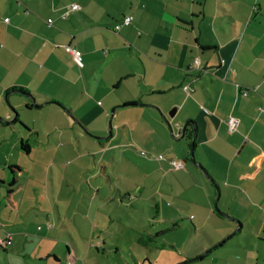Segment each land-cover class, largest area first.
Instances as JSON below:
<instances>
[{"label": "crops", "instance_id": "1", "mask_svg": "<svg viewBox=\"0 0 264 264\" xmlns=\"http://www.w3.org/2000/svg\"><path fill=\"white\" fill-rule=\"evenodd\" d=\"M218 180L246 213L229 190L213 209ZM261 186L264 0H0V264H99L121 239L102 221L129 214L143 243L145 208L196 229L232 213L227 240L254 221L264 264Z\"/></svg>", "mask_w": 264, "mask_h": 264}, {"label": "rangeland", "instance_id": "2", "mask_svg": "<svg viewBox=\"0 0 264 264\" xmlns=\"http://www.w3.org/2000/svg\"><path fill=\"white\" fill-rule=\"evenodd\" d=\"M141 154L144 155L145 152L143 151ZM246 165L249 166L250 162H247ZM218 181L217 189L213 186L216 193L213 200V209H216L215 205L218 211L223 209L226 205V191L229 190V196H233L232 212L242 215V209H244L246 213V209L248 208L245 202L239 200L238 196L240 195H238V191L233 187L241 185V180H228V186H226L227 180ZM220 194H222V199L219 197ZM263 194L264 187L261 186V190L257 192L256 199H259ZM171 203L167 202L168 205ZM254 203H259V206L264 208V203L260 204L258 200L254 201ZM144 212H146V208L141 213L135 212L134 214V221L136 222H138V218H141L142 215L146 219H149L150 215L143 243L134 242L130 244L123 241L127 239L125 237L128 235H134L131 230L128 231V227H131L129 214H124V217L120 221H118L116 215H113L116 216L113 223H109L108 220L102 221L103 227L104 225L111 227L114 234L109 232L110 235L121 236V239L118 241V251L114 247L105 249L104 252L102 251L103 255L100 251V254L97 256L99 264H245V259H247L246 264H257V261L255 262L256 258L253 257L258 239L257 235L256 242L252 238L255 234L254 224H257L254 221L250 225H247V222L244 223L245 218L242 219L240 221L243 224L242 232L234 233L237 230L235 228L236 230L234 229L230 234L234 233V235L227 240V236H224V233L230 231V227L233 226L229 219H216L215 224L208 222L205 225L202 222L196 229L191 225L192 223H189L187 216L180 215L173 220H159V218L162 219L161 216L157 219L154 216L152 220L151 215L155 211H150L149 209L145 214ZM253 214V216L256 215L255 211ZM231 216L235 218L232 213ZM157 220H159V223L156 222ZM262 220L260 218L258 223L260 224ZM171 221L177 223V225L175 223V228H173ZM119 223L124 226L121 227ZM134 226L135 229L139 227L137 223ZM261 247L264 248V244ZM205 253L207 254L204 255ZM203 256H205L203 259H199V257Z\"/></svg>", "mask_w": 264, "mask_h": 264}, {"label": "built area", "instance_id": "3", "mask_svg": "<svg viewBox=\"0 0 264 264\" xmlns=\"http://www.w3.org/2000/svg\"><path fill=\"white\" fill-rule=\"evenodd\" d=\"M80 10V7L76 4H72L69 6L68 8V13H74L76 11ZM5 21L7 22L8 20L5 19ZM131 22V18L130 17H126L123 19V25H129ZM48 23H51V21H48ZM119 27H117L116 29H118ZM64 51L68 54L71 55L76 61H80V57H81V53L77 50H74L70 47H64ZM194 64L197 65V69H201L200 67H198V60L195 59L194 60ZM204 72H207L206 70H204ZM184 90L187 91L188 87L185 86ZM240 94H242L243 96H247L248 91L247 89H242L239 92ZM226 125L227 128L229 129V131H236L237 127H238V120L233 118V117H229L226 120ZM170 165H171V169L173 170H178V169H182L183 168V163L181 161H170ZM12 244V237L11 235L8 233L6 234L5 237L0 236V246L3 248H8L10 245Z\"/></svg>", "mask_w": 264, "mask_h": 264}, {"label": "trees", "instance_id": "4", "mask_svg": "<svg viewBox=\"0 0 264 264\" xmlns=\"http://www.w3.org/2000/svg\"><path fill=\"white\" fill-rule=\"evenodd\" d=\"M12 91H18V92H20V93H22V94H24V95H29V94H27L28 93V91L27 90H24L23 88H18V87H16V88H13L12 89ZM188 139H190V135L188 136ZM191 140V139H190ZM194 147H195V144L191 141L190 142V146H189V149H190V152H192V150L194 149ZM156 210V209H155ZM218 211V210H217ZM219 212V211H218ZM156 213V211L155 212H153L152 213V215H151V219L153 220V217L155 216L156 217V219H157V215L155 214ZM215 214H216V216H220L219 215V213H217V212H215ZM205 256H203V257H199V259H203ZM185 264V263H184Z\"/></svg>", "mask_w": 264, "mask_h": 264}, {"label": "water", "instance_id": "5", "mask_svg": "<svg viewBox=\"0 0 264 264\" xmlns=\"http://www.w3.org/2000/svg\"><path fill=\"white\" fill-rule=\"evenodd\" d=\"M29 99L32 101V103H34V98H32V97L29 96ZM34 106H35V107H38V106L35 105V104H34ZM185 127H186V125L183 126V130H182V131H184ZM215 207H216V205H215ZM216 211H217V210H216ZM217 212H218V211H217ZM222 216H223L224 218H226V219H229L230 221H231V220H232V221H235L234 219L230 218L229 216H226V215H223V214H222ZM235 223L238 224V227H239V223H238V221H235ZM206 254H207V253H205L204 255H206ZM195 259H198V258H195Z\"/></svg>", "mask_w": 264, "mask_h": 264}]
</instances>
